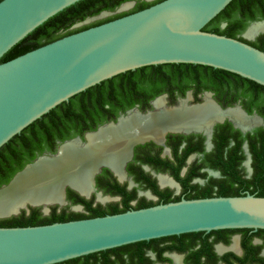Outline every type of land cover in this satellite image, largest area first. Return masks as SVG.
Here are the masks:
<instances>
[{
  "label": "water",
  "instance_id": "1",
  "mask_svg": "<svg viewBox=\"0 0 264 264\" xmlns=\"http://www.w3.org/2000/svg\"><path fill=\"white\" fill-rule=\"evenodd\" d=\"M78 1H0V59L38 26ZM231 1L163 0L142 10L66 35L0 63V148L31 123L74 95L118 74L148 65H207L236 73L264 86L263 50L238 38L204 30ZM135 4V0L124 2L116 11L104 10L99 15L76 23L72 28L128 11ZM262 22L264 20L251 22L243 37L249 40L246 37L255 38L264 33L263 29L253 36L248 34L253 25ZM222 26L225 27L226 23ZM206 95L212 94L207 92ZM160 98L165 99V95ZM212 101L220 111L234 108H223L215 100ZM235 107H239L247 116L257 117L263 122L257 114L252 116L240 105ZM154 111L131 109L116 121L87 132L85 138L74 137L60 143L56 152L40 155L17 172L9 183L0 187V192L9 188L19 175L41 159L57 156L66 143L79 141L80 145L87 146L89 136L99 133L104 127L119 126L122 119L133 113L147 115ZM228 117L214 120L208 130L167 129L160 133L157 140L163 142L168 132L204 130L210 134L216 123ZM235 125L244 131L252 128H243L236 122ZM150 140L155 139L151 136L132 139L128 147V158L132 156L137 144ZM126 162L127 159L122 167ZM251 162L249 155L246 165L250 173L253 172ZM104 167L114 170L110 165L98 163L91 175V189L87 193L70 182H64L60 188L61 201L25 200L13 205L11 211L1 213L0 218L17 216L23 210L29 213L31 207H39L47 215L52 206L68 204V187L89 197L92 191L97 190L95 177ZM73 209L80 211L83 206L74 205ZM245 228L264 229V196L248 192L241 196L182 198L104 216L33 226H0V264H56L140 241L192 232Z\"/></svg>",
  "mask_w": 264,
  "mask_h": 264
},
{
  "label": "trees",
  "instance_id": "2",
  "mask_svg": "<svg viewBox=\"0 0 264 264\" xmlns=\"http://www.w3.org/2000/svg\"><path fill=\"white\" fill-rule=\"evenodd\" d=\"M127 1L131 0H80L52 16L29 33L3 55L0 63L66 35L142 10L163 0H135V6L128 11L115 13L81 27L72 28L76 23L99 15L104 10L116 11L121 4ZM257 20H264V0H232L223 11L204 27V30L238 38L264 51V33H261L255 40H247L243 37V33L249 24ZM224 23H226L225 27L222 26ZM181 81L182 83H193L202 89L215 90L218 94H228L231 97L227 104H233L241 99L248 112L251 113L257 110L264 117V86L253 80L224 69L201 64L166 63L144 66L118 74L74 95L10 139L0 148V187L9 183L17 172L40 155L47 151L56 152L58 147L56 141L58 139L64 142L77 135L83 138L85 131L96 130L100 124L112 119L116 120L119 109L126 110L138 102L135 96L138 92L146 93L149 98H153L165 92L168 84ZM108 114H112V117ZM258 131L262 134L261 137L257 138L255 135H248L247 137L253 155V174L251 177H245L242 170L238 168V151L242 144V142H239L231 150L229 158L221 156L219 162L222 165L224 177L216 181L217 186L213 187V184L208 190L193 194L190 198L241 196L246 195L248 192L257 196H264V127L258 129ZM243 158L244 156L240 157V159ZM69 192V197L74 204L81 203L86 206L85 212L67 211L66 208L58 212L57 207H52L51 213L44 215L39 207H31L29 213L23 210L17 216L0 218V226L43 225L130 210L127 206L120 207L118 204L110 207L102 205L94 207L84 197L77 196L74 199L72 194H77L75 191L69 189ZM180 199L178 197L171 201ZM167 202L170 201L164 203ZM155 204L159 203H147L144 207ZM239 230L250 229L192 232L150 241ZM260 230L264 231V229ZM142 242L148 241L128 245ZM118 248H121V246L108 250ZM91 255L93 254L85 256ZM79 258L81 257L75 259Z\"/></svg>",
  "mask_w": 264,
  "mask_h": 264
},
{
  "label": "flooded vegetation",
  "instance_id": "3",
  "mask_svg": "<svg viewBox=\"0 0 264 264\" xmlns=\"http://www.w3.org/2000/svg\"><path fill=\"white\" fill-rule=\"evenodd\" d=\"M166 89L165 92L153 98H149L146 93L138 92L135 94L138 102L126 110L119 109L117 119L134 108L142 112L158 110L155 102L163 95H165V107L178 106L187 100L191 93L187 101L189 106L202 105L207 99L215 100L223 108L234 107L231 110L240 109L235 107L240 105L248 114L252 116L257 114L263 122L258 119L259 123L244 131L228 117L223 122L216 123L210 134L204 130L188 133L168 132L163 142L150 140L137 144L133 148L132 156L129 158L127 156L126 164L121 166V175L109 167H104L95 177L97 190L92 191L89 197L68 187L66 190L68 204L52 207H57L58 212L64 208L72 212H85L84 204L72 202L69 189L77 193L72 194L74 199L77 196L84 197L94 207L98 205L110 207L118 204L120 207L136 209L144 207L147 203H164L178 197L191 199L193 194L203 193L213 184V187L217 186L216 181L224 177L219 160L222 155L229 158L231 150L239 142L242 144L238 151V168L242 170L245 177H251L253 172H249L246 162L249 155L253 162V155L247 137L248 135H255L257 138L262 136L258 129L264 127V117L257 110L248 112L241 99L233 104H227L230 101V95L202 89L193 83L181 81L168 84ZM207 92H211L212 95H206ZM241 113L244 112L241 110ZM244 115L247 116L245 113ZM108 116L112 117V114ZM116 120L106 121L99 126ZM89 131L93 130L85 131L83 138ZM56 143L59 147L62 141L58 139ZM243 156L244 158L240 159ZM162 179L165 183H162ZM74 205H82L83 209L76 211L73 209ZM92 254L56 264H264V231L250 229L171 237Z\"/></svg>",
  "mask_w": 264,
  "mask_h": 264
},
{
  "label": "bare ground",
  "instance_id": "4",
  "mask_svg": "<svg viewBox=\"0 0 264 264\" xmlns=\"http://www.w3.org/2000/svg\"><path fill=\"white\" fill-rule=\"evenodd\" d=\"M263 29L264 23H257L248 34L253 36ZM187 101L169 108L160 98L155 102L158 110L147 115L133 113L122 119L119 126L104 127L99 133L89 136L87 146L80 145L79 141L66 143L57 156L41 159L19 175L9 188L0 192V214L11 211L13 205L25 200L61 201L60 188L64 182L72 183L83 193L89 192L91 175L98 163L110 165L121 175L129 143L134 138L151 136L157 140L160 133L167 129L208 130L214 120L225 116L243 128H249L260 120L245 116L240 109L220 111L209 99L199 106H189ZM162 183H165L164 179Z\"/></svg>",
  "mask_w": 264,
  "mask_h": 264
},
{
  "label": "rangeland",
  "instance_id": "5",
  "mask_svg": "<svg viewBox=\"0 0 264 264\" xmlns=\"http://www.w3.org/2000/svg\"><path fill=\"white\" fill-rule=\"evenodd\" d=\"M246 38H248L249 40H255L257 37H255V38L246 37Z\"/></svg>",
  "mask_w": 264,
  "mask_h": 264
}]
</instances>
